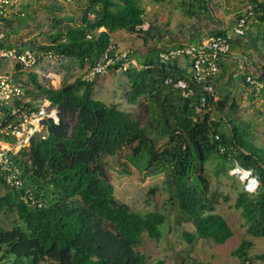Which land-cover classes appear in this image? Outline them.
<instances>
[{
	"label": "trees",
	"instance_id": "1",
	"mask_svg": "<svg viewBox=\"0 0 264 264\" xmlns=\"http://www.w3.org/2000/svg\"><path fill=\"white\" fill-rule=\"evenodd\" d=\"M204 2L188 0V13L203 12ZM30 7L31 4L24 7L23 16L3 24L9 27L2 28L3 43L61 53L64 60L58 68H64L67 74H62L60 84L54 87L49 82H38L35 74L29 73L41 98L55 107L57 120L45 118L42 131L34 133L27 147L19 150L16 163L21 169L22 186L13 188L0 179L6 189L0 195V213L14 211L17 217L10 227L0 226V264H165L163 258L147 262L146 255L136 249L143 232L151 239L161 237L165 215L158 210L141 213L114 196L102 157L122 149L129 150L128 158L142 178L163 175L174 223L193 225V231H182L189 243L203 238L222 244L233 235L225 217L216 212L220 194L211 187L207 162L220 160L217 171L225 174L234 167L249 171L256 181L255 188L249 191L242 186L233 205L240 210L247 232L264 237V146L256 144L237 119L227 115L237 109L229 90L235 69L215 76L217 98H209L214 112H196L200 85L194 86L190 98L182 97L164 80L185 78L186 70L169 61L160 62L159 52L167 49L153 47L138 59V67L123 69L128 78L124 98L130 104H140L141 118L115 103L95 98L97 76L91 80L81 78L104 51L116 49L112 33H147L138 28L144 23L145 11L139 0H85L79 21L68 24L64 31L57 27L49 34V44H17L9 35L30 18ZM257 18L252 23L264 30V14ZM54 20V26H58L60 18ZM211 34L225 35L226 30L216 27L209 31ZM248 36L245 46L258 49V37ZM201 37L194 34L190 40ZM239 37L234 39L237 45L241 43ZM261 44L264 46V37ZM65 61L80 71L85 69L74 75L67 70ZM121 62H115L109 70L114 72ZM22 73L19 70L15 75L21 77ZM224 75L227 78L222 87L219 83ZM245 77L242 82L250 85ZM255 79L264 85V62ZM22 84V97L29 98L26 81ZM67 85L71 87L63 90ZM37 101L18 100L17 105L20 110L30 111L36 108ZM26 190L33 200L21 199ZM250 246V241L243 240L235 249L238 264L250 260ZM252 257L264 262V252Z\"/></svg>",
	"mask_w": 264,
	"mask_h": 264
},
{
	"label": "rangeland",
	"instance_id": "2",
	"mask_svg": "<svg viewBox=\"0 0 264 264\" xmlns=\"http://www.w3.org/2000/svg\"><path fill=\"white\" fill-rule=\"evenodd\" d=\"M225 1L205 0V10L191 15L187 11L188 0L185 2L183 0H163L159 3L153 0H139L145 10L143 30L147 33L137 34L123 31L113 39V42L118 50H130V56L136 60V67H138V59L149 54L153 47L168 49L172 46L190 43L194 34L208 35L210 30L219 28L222 24L226 25L228 28L226 33L230 35V52L227 56L219 59L216 76L235 69L231 76L229 90L237 103V109L232 113L228 111L227 115L236 118L256 144L264 146V85L261 84V87L256 90L251 85L242 82L243 76L246 75L255 78L259 73L260 65L264 62V46L261 44L264 30L257 29L255 23L251 22L249 33L241 35L239 37L241 43L235 44L234 39L237 36L231 31L232 17L239 5L238 3L235 5L233 3L226 4ZM84 3L85 0H72L71 3L56 0H34L27 10V15L30 18H27L16 32L10 33L9 39L17 44L22 41L49 44V34L57 27L64 31L68 24L79 21ZM227 7L229 9H226ZM55 18H60V22H57L58 26H54ZM10 23L6 22L7 25ZM14 23L15 21L12 22V24ZM4 27L2 28L9 29L6 25ZM249 34L253 38L258 37H256L258 49H255L254 46H245ZM194 42H196V38L191 41V43ZM63 63L67 70L74 75L81 72L75 66H71L69 62ZM124 68L121 66L114 72L108 70L101 75L103 79L98 82L93 96L107 103H115L119 108L131 111L142 118L140 104H130L124 98V91L128 83ZM57 69L60 77L62 74H67L64 68L59 69L58 64L51 61L42 62L32 69L24 70L21 77L23 81H26V88L30 92L28 97L35 101L42 97L31 83L28 77L29 73H34L38 82L48 83L45 73L48 70L55 72ZM226 76L224 75L219 83L220 86L222 83V87L225 85ZM101 85H104V88H101ZM140 101L142 102V100ZM128 154V149H122L114 155H104L102 160L108 178L113 184L114 196L118 200L141 213L158 210L165 215L161 227V237L151 239L143 232L140 244L136 247L138 251L146 255L147 262L163 258L165 264H189L191 261L201 264H238L239 258L234 251L243 240H248L251 243L248 249L250 260L246 264H264L261 260L252 257L255 253L264 252V237H254L247 232L240 210L233 205L237 192L242 186L249 191L254 190L256 181L250 177V174L248 178H242L240 173L234 171V168L237 170L238 167L230 168L228 174H225L223 171H217L220 160L210 159L207 162L206 172L211 187L220 194L216 212L225 217L233 230V235L222 244H215L203 238H196L189 243L183 238L182 231H193V225L190 222L181 225L174 223L173 208L164 187L163 175L157 174L142 178L141 172L132 165ZM5 191L6 189L0 184V195ZM224 195H228L226 200ZM16 222L17 217L14 211L0 213V226L10 227ZM46 264L52 263L47 262Z\"/></svg>",
	"mask_w": 264,
	"mask_h": 264
},
{
	"label": "built area",
	"instance_id": "3",
	"mask_svg": "<svg viewBox=\"0 0 264 264\" xmlns=\"http://www.w3.org/2000/svg\"><path fill=\"white\" fill-rule=\"evenodd\" d=\"M33 1L0 0V179L13 188H19L23 184L21 169L16 163L19 150L27 147L29 138L34 133L42 131V121L45 118L57 120L56 109L46 98L39 99L33 110H20L17 101H29V98L23 99V80L15 73L19 70L32 69L42 62L51 61L60 64L64 60L63 54L52 49L18 48L3 43L5 39L3 24L7 20H15L23 16L26 12L24 7ZM56 1L71 3V0ZM225 2L239 5L232 17L231 31L236 36L244 35L250 28V23L257 21V17L264 14V0H226ZM221 26L227 31L226 25ZM138 28L143 29L144 24ZM229 39L230 35L227 33L204 35L194 43L181 44L158 54L160 62L182 59L188 65L185 78H177L173 81L167 78L164 82L171 83L184 98H190L194 94V86L200 85L202 93L195 107L196 112L210 114L214 112V106L209 98H217L215 76L219 69V59L230 52ZM118 60H122L121 66L124 67L137 66L136 60L130 56V50L111 47L82 73L81 78L91 80L103 75ZM184 65L177 64L183 68ZM45 77L54 87L60 84V77L56 72L48 70ZM245 80L256 90L261 87L259 81L251 75H246ZM215 137L217 138V135ZM21 199L28 201V199L33 200V197L26 190L25 194L21 195Z\"/></svg>",
	"mask_w": 264,
	"mask_h": 264
},
{
	"label": "crops",
	"instance_id": "4",
	"mask_svg": "<svg viewBox=\"0 0 264 264\" xmlns=\"http://www.w3.org/2000/svg\"><path fill=\"white\" fill-rule=\"evenodd\" d=\"M102 29V28H101ZM123 32V30H117L114 34L112 33L111 34V39L113 40L114 38H116V37H118V35H120L121 33ZM171 63H173V64H175V65H177V64H185L184 66V69L186 70V68L188 69V65H186V63H185V61H183L182 59H178V60H174V61H172ZM181 67V66H180ZM181 68H183V67H181ZM85 68H83L82 70H81V72L84 70ZM60 77V76H59ZM101 79H103V77L101 76V75H99V76H97V78H96V82H95V84H94V91H95V89H96V86H97V84H98V82H100L101 81ZM101 88H104V85H101L100 86ZM105 102V101H104Z\"/></svg>",
	"mask_w": 264,
	"mask_h": 264
},
{
	"label": "bare ground",
	"instance_id": "5",
	"mask_svg": "<svg viewBox=\"0 0 264 264\" xmlns=\"http://www.w3.org/2000/svg\"><path fill=\"white\" fill-rule=\"evenodd\" d=\"M235 170V169H234ZM235 172H237L238 174L240 173L242 175V178L246 179L249 177V173L246 172L245 170L243 169H237L235 170Z\"/></svg>",
	"mask_w": 264,
	"mask_h": 264
},
{
	"label": "water",
	"instance_id": "6",
	"mask_svg": "<svg viewBox=\"0 0 264 264\" xmlns=\"http://www.w3.org/2000/svg\"><path fill=\"white\" fill-rule=\"evenodd\" d=\"M71 87V85H67V86H64L63 87V90H67L68 88H70ZM235 171V170H234ZM249 173V172H248Z\"/></svg>",
	"mask_w": 264,
	"mask_h": 264
}]
</instances>
